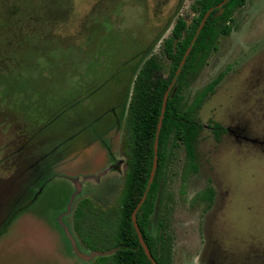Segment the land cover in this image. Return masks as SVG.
Returning a JSON list of instances; mask_svg holds the SVG:
<instances>
[{"label": "rangeland", "instance_id": "rangeland-1", "mask_svg": "<svg viewBox=\"0 0 264 264\" xmlns=\"http://www.w3.org/2000/svg\"><path fill=\"white\" fill-rule=\"evenodd\" d=\"M194 2L0 0V264H96L75 208L116 204L134 81L155 55L169 74L165 39ZM233 26L183 91L191 103L224 74L197 116L198 168L172 140L151 216L173 264H264V0Z\"/></svg>", "mask_w": 264, "mask_h": 264}, {"label": "trees", "instance_id": "trees-1", "mask_svg": "<svg viewBox=\"0 0 264 264\" xmlns=\"http://www.w3.org/2000/svg\"><path fill=\"white\" fill-rule=\"evenodd\" d=\"M244 3L245 0H195L192 5L196 13L193 22L188 24L180 17L172 35L165 39V54L171 60L169 74L164 75L163 64L156 55L151 56L140 69L125 120V183L116 204L101 210L93 200L84 198L74 211L75 229L92 251L116 250L110 255L98 256L96 264H152L140 243L134 222V211L141 201L135 220L150 251L158 264H173L171 235L163 232V222H160L159 233L152 234L149 230L150 217L168 165L172 140L173 146H178V143L184 146L190 165L196 167L197 143L203 129L197 113L223 75L208 84L191 103L186 102L183 91L189 86L190 79L206 64L212 51L217 49L220 36L232 32L233 13ZM207 13L209 16L197 35ZM189 48L190 52L181 66ZM168 90L169 97L161 119L164 96ZM215 131L219 135L224 130L217 123ZM155 156L158 163L150 183ZM206 194L212 199L214 191L208 189Z\"/></svg>", "mask_w": 264, "mask_h": 264}, {"label": "water", "instance_id": "water-1", "mask_svg": "<svg viewBox=\"0 0 264 264\" xmlns=\"http://www.w3.org/2000/svg\"><path fill=\"white\" fill-rule=\"evenodd\" d=\"M224 3H225V1H224L223 3H221V4L219 5V7H222ZM208 16H209L208 13L204 16V18H203V20H202V22H201V24H200V26H199V29L197 30V35L200 33L201 29L203 28L204 23L206 22ZM197 35L195 36V39H196ZM193 42H194V41H193ZM190 49H191V48H189L188 51L186 52V54H185V56H184V59H183V61H182V63H181V66L184 64L185 59L187 58V56H188V54H189V52H190ZM180 70H181V68H179L178 72H180ZM168 97H169V90L165 93V96H164V102H163L162 117H161V119L163 118V114H164L165 109H166V105H167ZM161 125H162V120H161L160 123H159V126H158L159 129L161 128ZM157 150H158V140H156V144H155V153H156V154H157ZM157 163H158L157 156H155L154 166H153V169H152V172H151V177H150V183H151V182L153 181V179H154V175H155V171H156ZM141 204H142V201L139 203V205L137 206V208H136L135 211H134V222H135V227H136L137 233H138V235H139L140 243H141V245L143 246L144 251H145V253L147 254L148 258L151 260L152 264H158L157 261H156V259H155L154 256H153L152 252L150 251V249H149V247H148V245H147L145 239H144V236H143V234H142V232H141V230H140L139 225L136 223V220H135L136 212H137V210L139 209V207H140ZM115 251H116V250L114 249V250H109V251L96 250V251H91V252L94 253V254L96 253V254H98V256H100V255H110V254L114 253Z\"/></svg>", "mask_w": 264, "mask_h": 264}, {"label": "flooded vegetation", "instance_id": "flooded-vegetation-1", "mask_svg": "<svg viewBox=\"0 0 264 264\" xmlns=\"http://www.w3.org/2000/svg\"><path fill=\"white\" fill-rule=\"evenodd\" d=\"M246 2H247V0H245V3H244L243 5H240V6L234 11V13H233V17H232V21H231V25H232V27H233L232 32H233V30H234V26H233V22H234V14H235V12H236L240 7H243V6L246 4ZM232 32H231V33H232ZM231 33H230V34H231ZM228 35H229V34H228ZM222 75H223V77H224V74H222ZM222 79H223V78H222ZM210 83H211V82H210ZM210 83H209V84H210ZM206 86H208V85H206ZM206 86H205V87H206ZM205 87H204V88H205ZM216 87H217V86H216ZM204 88H203V89H204ZM215 89H216V88H215ZM200 92H201V91H200ZM200 92H199V93H200ZM214 92H215V90H214ZM214 92H213V93H214ZM213 93L209 94L208 97H209L210 95H212ZM208 97H207L206 99H208ZM206 99H205V101H206ZM193 100H194V99H193ZM205 101H204V102H205ZM203 104H204V103H203ZM201 107H202V106H201ZM200 109H201V108H200ZM200 109H199V111H200ZM199 111H198V113H199ZM198 113H197V116H198ZM197 118H198V117H197ZM198 121H199V120H198ZM201 124H202V123H201ZM215 124H217V123H215ZM202 125H203V124H202ZM221 126H222V125H221ZM203 127H204V125H203ZM222 128H223V127H222ZM202 130H203V129H202ZM223 130L228 131L226 128H223ZM214 131H215V125H214ZM221 133H222V132H221ZM221 133H219V135H217V134H216V131H215V134H216L217 138L219 137V138H218L219 141H220V138H221V137H220V134H221ZM201 134H202V132H201ZM200 137H201V135H200ZM199 139H200V138H199ZM198 142H199V141H198ZM197 144H198V143H197ZM195 164H196V165H195L196 167H195V168L192 167V168L195 169V170H197V168H198V166H197V156H196ZM190 166H191V165H190ZM208 189H212V190L214 191V196H213V198L211 199V202H208V206L211 207V206L213 205V203H214L215 196H216V192H215V190H214L213 187H210V186L207 187V188H206V189H205L200 195H198L197 197L200 198L201 200L205 201V196H204V195L206 194V192H207ZM120 192H121V191H120ZM157 198H158V197H157ZM156 202H157V200H156ZM206 202H207V201H206ZM155 207H156V206H155ZM152 214H153V213H152ZM151 216H152V215H151ZM150 221H151V217H150Z\"/></svg>", "mask_w": 264, "mask_h": 264}]
</instances>
